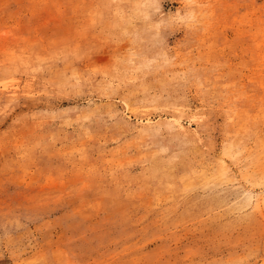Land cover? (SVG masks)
Masks as SVG:
<instances>
[{
    "label": "rangeland",
    "instance_id": "1",
    "mask_svg": "<svg viewBox=\"0 0 264 264\" xmlns=\"http://www.w3.org/2000/svg\"><path fill=\"white\" fill-rule=\"evenodd\" d=\"M153 2L0 0V264H264V0Z\"/></svg>",
    "mask_w": 264,
    "mask_h": 264
},
{
    "label": "clouds",
    "instance_id": "2",
    "mask_svg": "<svg viewBox=\"0 0 264 264\" xmlns=\"http://www.w3.org/2000/svg\"><path fill=\"white\" fill-rule=\"evenodd\" d=\"M151 7L155 10H159L158 9V4L155 2H153V4L151 5ZM188 7H193V5L189 4ZM195 20V16L194 14L193 15H190L187 22H193ZM176 23V20L173 19V18H167V19H161L160 21V27L161 28H166V27H170L172 24H175Z\"/></svg>",
    "mask_w": 264,
    "mask_h": 264
},
{
    "label": "bare ground",
    "instance_id": "3",
    "mask_svg": "<svg viewBox=\"0 0 264 264\" xmlns=\"http://www.w3.org/2000/svg\"><path fill=\"white\" fill-rule=\"evenodd\" d=\"M262 81V80H261Z\"/></svg>",
    "mask_w": 264,
    "mask_h": 264
}]
</instances>
